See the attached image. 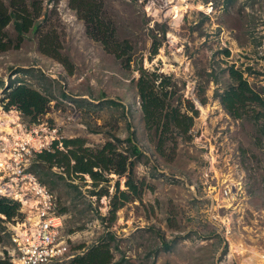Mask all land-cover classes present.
<instances>
[{
  "label": "rangeland",
  "instance_id": "374dc122",
  "mask_svg": "<svg viewBox=\"0 0 264 264\" xmlns=\"http://www.w3.org/2000/svg\"><path fill=\"white\" fill-rule=\"evenodd\" d=\"M25 1L30 10L31 3L41 5L38 28L28 30L17 46L0 51V118L37 128L35 138L54 128L55 139L82 136L90 147L104 143L109 134L124 138L129 122L141 151L129 158L140 197L118 208L111 222V198L119 195L116 182L119 190L126 189L124 175L105 173L108 180L99 183L87 175L51 176L65 232L73 229L67 242L71 252L111 231L113 261L121 264H264V183L260 190L248 177L244 166L251 158L241 154L247 149L258 158L263 150L254 148L252 130L228 116L216 97L231 65L243 70L254 88L264 87V0H95L131 56L129 65L127 54L118 58L88 35L73 7L76 1ZM5 30L16 42L11 22ZM153 41L159 44L156 54H151ZM140 64L170 75L177 93L196 110L190 137L174 136L175 148L167 149L166 157L155 151L144 130L132 81ZM21 80L50 93L39 124L28 125L16 109L2 107L10 81ZM59 90L68 98L54 99ZM107 99L122 107L103 103ZM52 171L61 173L56 167ZM229 178L241 187L237 199L215 202L207 185ZM0 218V262L11 264L7 230L9 222L19 220ZM77 244L83 248L73 249Z\"/></svg>",
  "mask_w": 264,
  "mask_h": 264
},
{
  "label": "trees",
  "instance_id": "16d2710c",
  "mask_svg": "<svg viewBox=\"0 0 264 264\" xmlns=\"http://www.w3.org/2000/svg\"><path fill=\"white\" fill-rule=\"evenodd\" d=\"M74 1H76V5L73 7L80 14V18L84 19L88 35L118 58L127 54L124 62L129 65L131 56L124 46L115 39L113 27L108 26V23L102 19L101 7L96 1ZM30 7L31 10L25 0H9L7 5H4L0 0V51L8 49L12 45L17 46L28 30L38 28L37 18L41 12V5L31 3ZM10 22L16 33V42H13L14 40L5 30ZM41 45L45 46L43 40ZM158 45L153 41L151 54H156ZM59 61L71 73V67H68L65 61L61 59ZM227 69L228 82L221 91L216 93V97L228 116L235 120H241L246 128L252 130L249 137L254 148L263 150L262 155H259L258 158L251 155L247 149L241 151L242 156L248 155L251 158L244 166L245 172L261 190L264 183V87L254 88L244 76L243 70L234 68L232 65ZM137 72V78H133L132 81L138 97L147 139L160 156L166 157L167 149L175 148L174 136H182L185 139L190 137L189 131L193 125L196 110L188 100L183 99L182 95L177 93L179 88L170 75L149 71L141 64L137 66ZM29 77L35 79L34 75H29ZM44 80L47 84H52V81L48 83L47 78ZM21 81H18L17 84L10 81L1 102L2 107L4 110L16 109L28 125L39 124L40 118L48 111V103L51 100L50 93H47V89L40 90ZM37 81L38 84H42L39 79ZM58 98L63 100L68 96L64 91L59 90L54 99ZM182 101L186 103V107H182ZM103 103L114 107L121 106L119 102L112 99H107ZM189 111L192 114H189ZM126 127L127 135L124 138L109 134L104 143L96 147L85 145L87 140L82 136L54 140L50 150H42L34 154L30 170L49 189L55 185L51 176L66 180L76 177L82 179L83 175H87L92 181L99 183L108 180L105 173L124 175L126 189L119 190L118 182H116L119 200L116 193L111 198L109 210V221L111 222L115 218L118 208L124 203L140 197V191L129 171V158L140 156L141 151L135 143L132 132L129 131V122H126ZM122 142L125 143L123 146H121ZM169 144L171 147L168 146ZM53 167L59 168L61 173L53 172ZM18 209L17 202L0 197V214L6 220H21L23 215ZM60 212L63 213V210ZM0 221L3 220L0 218ZM72 231L73 229H69L67 233ZM114 238L115 234L107 231L105 236H100L96 242L75 253L65 264H121L123 262L121 260L113 261L114 256L110 242ZM160 238L164 247L169 246L167 241ZM82 248L81 244L73 247V249ZM121 259L126 262L128 258L124 256Z\"/></svg>",
  "mask_w": 264,
  "mask_h": 264
},
{
  "label": "built area",
  "instance_id": "2783aa9c",
  "mask_svg": "<svg viewBox=\"0 0 264 264\" xmlns=\"http://www.w3.org/2000/svg\"><path fill=\"white\" fill-rule=\"evenodd\" d=\"M0 121L9 131L0 129V197L19 204L21 220L8 225L11 242V264H65L74 253L68 247L69 233L64 229V214L57 197L30 170L34 154L50 150L55 129L42 137L39 130L24 127L21 122ZM7 122V123H4ZM213 200L235 201L241 192L235 181L208 184Z\"/></svg>",
  "mask_w": 264,
  "mask_h": 264
},
{
  "label": "bare ground",
  "instance_id": "6f19581e",
  "mask_svg": "<svg viewBox=\"0 0 264 264\" xmlns=\"http://www.w3.org/2000/svg\"><path fill=\"white\" fill-rule=\"evenodd\" d=\"M1 127H2V126H1ZM4 129H5L6 131H9L8 127H4Z\"/></svg>",
  "mask_w": 264,
  "mask_h": 264
}]
</instances>
